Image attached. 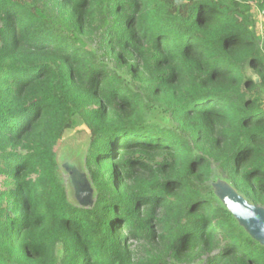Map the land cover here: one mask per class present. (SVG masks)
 <instances>
[{
  "label": "trees",
  "instance_id": "16d2710c",
  "mask_svg": "<svg viewBox=\"0 0 264 264\" xmlns=\"http://www.w3.org/2000/svg\"><path fill=\"white\" fill-rule=\"evenodd\" d=\"M264 0H0V264H264ZM252 72L258 76L256 81ZM79 122L97 198L58 147Z\"/></svg>",
  "mask_w": 264,
  "mask_h": 264
},
{
  "label": "rangeland",
  "instance_id": "374dc122",
  "mask_svg": "<svg viewBox=\"0 0 264 264\" xmlns=\"http://www.w3.org/2000/svg\"><path fill=\"white\" fill-rule=\"evenodd\" d=\"M252 14L254 18V26L255 30L257 31L258 35L263 41L264 37V18L263 14L258 11L256 8L252 9ZM252 77L257 80L258 76L252 72H249ZM264 95V92H263ZM90 144V134L85 127L84 123L79 122L78 125L67 132L65 137L59 144L58 147V163L60 165L63 177L66 182H68V175L65 171V166H71L74 169H77L80 172H86L88 178L90 179V175L85 167V160L88 154V148ZM0 181L2 178L0 177ZM70 187V198L73 204H77L74 200L73 195V187ZM215 187V196L216 198L226 206L232 213L235 211V206H237V199L236 196L239 194L231 184L228 182L217 179L214 183ZM87 203V201H85ZM238 223L239 220L237 219ZM240 224V223H239ZM241 225V224H240ZM243 228L244 226L241 225Z\"/></svg>",
  "mask_w": 264,
  "mask_h": 264
},
{
  "label": "water",
  "instance_id": "95a60500",
  "mask_svg": "<svg viewBox=\"0 0 264 264\" xmlns=\"http://www.w3.org/2000/svg\"><path fill=\"white\" fill-rule=\"evenodd\" d=\"M256 81H258V79ZM65 171L68 175L66 190L69 201L72 203L69 195V186H72L74 191L73 198L77 202V204L74 205L82 209L93 208L96 203L97 194L87 173L80 172L71 166H65ZM236 199L237 206L234 207L235 211L233 215L239 220V223L244 226L251 237L264 245V208L251 204L241 194H238ZM85 201H87V203H85Z\"/></svg>",
  "mask_w": 264,
  "mask_h": 264
}]
</instances>
